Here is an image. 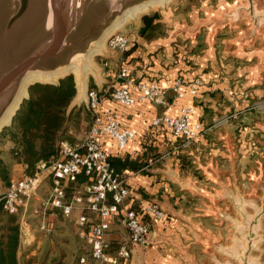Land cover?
Instances as JSON below:
<instances>
[{
  "label": "crops",
  "instance_id": "obj_1",
  "mask_svg": "<svg viewBox=\"0 0 264 264\" xmlns=\"http://www.w3.org/2000/svg\"><path fill=\"white\" fill-rule=\"evenodd\" d=\"M243 1L174 0L137 15L120 28L133 34L129 38L134 49L128 55L114 60L107 53L99 58L105 63L96 65V73L81 80L75 76L78 93L73 106L85 103L94 86L114 83L115 62L125 59L138 81H155L168 90L164 102L119 108L104 98L101 105L103 119L116 115L136 133L124 150L113 138L104 142L111 160L120 163L131 191L125 208L139 210L150 200H162L168 215L169 226L156 228L153 245L142 260L140 248H134V264L157 261L163 242L170 243L176 264L183 263L184 253L194 256L205 233L218 232L193 188L207 191L216 200L236 186L250 192L264 173V26L252 38L254 25H248L245 13L240 23L232 22L229 15ZM256 1L264 12V0ZM104 66L110 71L104 72ZM178 77L186 83L200 78L205 86L198 97L175 100L171 87ZM189 105L196 108L193 121L206 129L192 143L185 146L164 129L148 131L155 117L178 116ZM23 167L14 165L15 171ZM48 184L51 187L49 177L40 190H47ZM108 241L111 254L128 241L127 230L117 218Z\"/></svg>",
  "mask_w": 264,
  "mask_h": 264
},
{
  "label": "built area",
  "instance_id": "obj_2",
  "mask_svg": "<svg viewBox=\"0 0 264 264\" xmlns=\"http://www.w3.org/2000/svg\"><path fill=\"white\" fill-rule=\"evenodd\" d=\"M107 46L112 51L125 54L131 49L132 41L125 34L116 32L108 39ZM116 79L111 99L120 106L128 108L140 103L165 101L168 90L155 81H138L128 62L119 67ZM204 86L200 78L186 83L178 77L171 90L174 99L179 100L187 95L198 97ZM103 100L98 90H88L86 102L97 119L85 138L77 143L62 142L58 158L41 161L33 174L14 178L7 187L0 186V204L10 215L22 211V227L27 226L30 201L37 197L44 180L49 177V193L39 200V207L34 210L40 215L39 231L46 236L54 235L51 216L56 210H60L65 218L73 217L78 211L81 238L91 247L90 260L82 258L81 264H134V248L150 247L155 240L156 228L167 222L168 215L158 202L147 203L139 210L125 208L131 191L124 175L113 166L104 142L108 137L113 138L118 148L124 150L136 133L124 128L118 118L101 121L99 110ZM195 111V106L189 105L181 108L178 116H157L151 121L148 131L164 129L171 138L183 140L186 146L206 132L201 122L193 121ZM81 177H85L86 182L75 188L68 199V188ZM116 218L127 230L128 241L119 246L116 254H111L108 235Z\"/></svg>",
  "mask_w": 264,
  "mask_h": 264
},
{
  "label": "water",
  "instance_id": "obj_3",
  "mask_svg": "<svg viewBox=\"0 0 264 264\" xmlns=\"http://www.w3.org/2000/svg\"><path fill=\"white\" fill-rule=\"evenodd\" d=\"M160 1L165 6L174 0H0V120L14 104L28 74H49L72 65L78 67L79 80L87 77V66L96 73L87 57L116 31L111 32L113 25L128 11ZM243 13L248 25H254V38L264 26V12L256 0H244L229 17L238 24ZM256 184L250 192L236 186L216 200L207 191L192 189L204 200L206 217L219 228L217 233H205L198 243L205 256L201 264H263L264 173Z\"/></svg>",
  "mask_w": 264,
  "mask_h": 264
},
{
  "label": "trees",
  "instance_id": "obj_4",
  "mask_svg": "<svg viewBox=\"0 0 264 264\" xmlns=\"http://www.w3.org/2000/svg\"><path fill=\"white\" fill-rule=\"evenodd\" d=\"M133 49L134 47L126 55ZM28 92V97L22 103L10 125L0 132V144L4 142L10 145L11 153L16 156L19 163L27 166V172L29 174H33L39 162L49 161L59 157L62 142H72L71 133L75 128V124H78L81 120L82 108L73 106V101L78 93L74 74L59 79L54 84L35 83L29 87ZM110 101L119 108L123 107L113 102L112 99ZM89 111L95 120L92 124L93 126L96 123L97 115L90 108ZM101 113L102 108L100 106L99 116L101 121L113 117L120 119L116 115L108 119H103ZM89 115V113L86 114V116L90 117L91 115ZM122 126L127 128L123 124V121ZM111 162L117 171L121 173L120 163L117 160H111ZM14 165L15 162H8L0 155V181L4 187L9 185ZM135 169L133 168V170ZM84 182H86V178L81 177L76 183L70 185L67 190L68 199L72 197L75 188L81 187ZM34 199L30 203H33ZM32 211L33 209L31 208ZM55 212L60 213L61 217L65 218L60 210H56ZM22 214L23 212L21 211L19 214L10 215L4 210L3 205L0 204V264H20V221ZM36 219L38 221L40 218L38 217ZM78 235L83 241L82 248L85 249L84 251L86 253L80 257V260L82 258H88L90 260L91 247L84 238H81L80 227H78ZM25 264H33V259L27 261Z\"/></svg>",
  "mask_w": 264,
  "mask_h": 264
},
{
  "label": "rangeland",
  "instance_id": "obj_5",
  "mask_svg": "<svg viewBox=\"0 0 264 264\" xmlns=\"http://www.w3.org/2000/svg\"><path fill=\"white\" fill-rule=\"evenodd\" d=\"M160 6L161 5H158L139 15L142 16L143 14H147L155 10H158L160 9ZM116 32L122 33L120 29L115 31L114 33ZM114 33H112L110 37ZM125 35L129 37V35H133V34L130 33V34H125ZM107 41L103 49L104 52L102 54H98L93 57L92 63H91L92 66L96 67L97 64H104L105 62H98V60L99 58H102V56H105V54L107 53L112 55V58H114V60L118 59L120 55H124L118 51L110 50L107 46ZM125 61L126 59L124 60V62H115V64H118V66L115 67V69L113 70L114 71L113 74L115 75V77L114 75H111L112 80L114 79V83H107V84H104L103 86L99 85V87L97 86L93 87L94 89L98 90L103 96V98H105L106 100L111 99V93L114 90V86L117 85L116 70L118 72L119 67L122 64L126 63ZM103 70L104 72L107 70L106 73L110 71L109 67L107 68L105 66L103 67ZM86 100H87V96H86ZM77 107L82 108V115H81L82 117H81L80 122L78 124H75V128L72 130V133H71L72 142H78L81 139H83L86 136L87 131L89 130V128L92 126V124L95 121L91 112L89 111V107L86 101L85 103L80 104ZM87 113H89L91 116L90 115H89L90 117L86 116ZM0 155H2L8 162H13V163L15 162V164L19 163V160L16 158V156H14L11 153L10 145H8L7 143L3 142L0 144ZM35 170L36 168L34 169L33 173L35 172ZM29 175L31 174L27 172V166L23 167V170H17V171H15L13 167V172L10 177V181L14 178L19 179V178H22L24 176H29ZM0 186H3L1 184V181H0ZM49 190H50V185L48 184L47 190H40L37 194V197L34 199V202L30 203L28 207L27 215H26V220L28 222L27 226L22 227V223L20 221V224H21L20 226L21 227V248L19 251L20 264H25L27 261L32 260V259H33V264H81L80 257L84 256L86 253L84 251L85 249L82 248L83 241L79 238V235H78V227H79V225H77L78 224L77 220L79 217L78 211L74 213V216L71 218H62L60 213L55 212L57 217L54 216L51 221V223L55 227V233L53 236H46L42 234L38 229L40 219L37 221L36 218L38 217L40 218V215L35 214L34 210L38 208L39 200L45 197L46 194L49 193ZM151 202H158L161 206L164 205L162 200H155V201L150 200L146 202L145 204L151 203ZM163 207L165 209V206ZM31 208L33 209L32 212H31ZM168 221L162 224L161 227H167ZM27 228L29 229V231ZM162 245L164 246L159 249L160 251H158L159 253H162V254L157 255L158 260L154 261L153 264H176L177 262L176 254L174 253L173 249H169L171 247L170 243L163 242ZM151 246L148 248L151 249ZM148 248L140 249L141 253L138 254V256L140 257L139 259L141 260L143 259L145 252L149 250ZM189 255L190 254L188 253L187 254L184 253L183 255L184 258H182L183 263L179 261L177 264H201L202 262L205 261V256L201 254V247L198 244L194 252V258H191ZM255 255H258V253H256ZM156 257H154L153 259H156ZM263 264H264V258H263Z\"/></svg>",
  "mask_w": 264,
  "mask_h": 264
},
{
  "label": "bare ground",
  "instance_id": "obj_6",
  "mask_svg": "<svg viewBox=\"0 0 264 264\" xmlns=\"http://www.w3.org/2000/svg\"><path fill=\"white\" fill-rule=\"evenodd\" d=\"M159 4H163L162 1L160 2H152L149 5H142L139 7H136L134 9H132L131 11H128L124 17L117 21L112 29L111 32H113L114 30H119L129 19L134 18L135 16L148 11L151 8L156 7ZM106 43V37H104L98 44L97 47L94 48L90 54L88 55V61H90V63H92V59L94 56H96L97 54H101L102 49H104ZM92 72V70L90 69V67H85V71L84 73L88 76V74H90ZM69 73H73L74 75H76L77 77L80 75L79 71H78V67L75 65L69 66V67H64L61 68L55 72L49 73V74H43V73H30L26 76L22 89L17 97V99L15 100L14 104L12 105V107L8 110V112L5 114V116L0 120V130H2V128L6 125H9L11 122V119L13 117V115L15 114L16 110L19 108L20 102L22 101V99L24 97H26L28 95V86L32 83L35 82H43V83H55L56 81L59 80V78L66 76Z\"/></svg>",
  "mask_w": 264,
  "mask_h": 264
}]
</instances>
